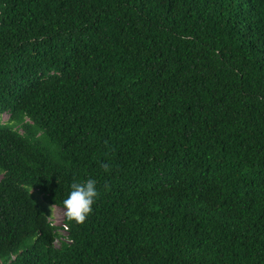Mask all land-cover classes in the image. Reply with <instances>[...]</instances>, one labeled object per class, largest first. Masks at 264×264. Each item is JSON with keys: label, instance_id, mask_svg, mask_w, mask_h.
I'll use <instances>...</instances> for the list:
<instances>
[{"label": "trees", "instance_id": "obj_1", "mask_svg": "<svg viewBox=\"0 0 264 264\" xmlns=\"http://www.w3.org/2000/svg\"><path fill=\"white\" fill-rule=\"evenodd\" d=\"M2 112L0 264H264V0H0Z\"/></svg>", "mask_w": 264, "mask_h": 264}, {"label": "clouds", "instance_id": "obj_2", "mask_svg": "<svg viewBox=\"0 0 264 264\" xmlns=\"http://www.w3.org/2000/svg\"><path fill=\"white\" fill-rule=\"evenodd\" d=\"M101 167L105 172L111 171V166L107 162H102ZM97 181L88 178L83 182H73L70 185V192L67 198L63 200L64 217L66 220L77 225L83 224L93 212L99 192L97 190ZM108 189V185H104ZM62 220V219H61Z\"/></svg>", "mask_w": 264, "mask_h": 264}, {"label": "rangeland", "instance_id": "obj_3", "mask_svg": "<svg viewBox=\"0 0 264 264\" xmlns=\"http://www.w3.org/2000/svg\"><path fill=\"white\" fill-rule=\"evenodd\" d=\"M6 116H7L6 112H2L0 114L1 119H4ZM63 213H64V209L62 207L57 206V205H51L50 209H49L48 219H50V221H52L54 223L55 222L59 223L62 221L61 219H62Z\"/></svg>", "mask_w": 264, "mask_h": 264}, {"label": "built area", "instance_id": "obj_4", "mask_svg": "<svg viewBox=\"0 0 264 264\" xmlns=\"http://www.w3.org/2000/svg\"><path fill=\"white\" fill-rule=\"evenodd\" d=\"M50 222L52 224L58 225V227L55 230L60 233V237L59 238L62 239V240H65V241H69L67 236H66L67 235V226H66V224L63 221H61L59 223H56V222L54 223L52 221H50ZM57 239L58 238H55L53 240V244L56 245V246L58 244V240Z\"/></svg>", "mask_w": 264, "mask_h": 264}]
</instances>
